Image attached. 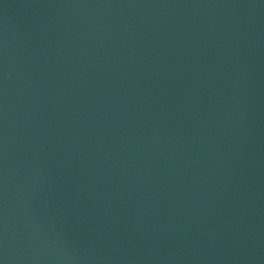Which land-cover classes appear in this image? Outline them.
<instances>
[{"label":"water","instance_id":"1","mask_svg":"<svg viewBox=\"0 0 264 264\" xmlns=\"http://www.w3.org/2000/svg\"><path fill=\"white\" fill-rule=\"evenodd\" d=\"M0 264H264V0H0Z\"/></svg>","mask_w":264,"mask_h":264}]
</instances>
